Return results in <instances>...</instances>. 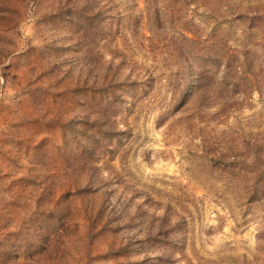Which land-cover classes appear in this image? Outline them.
Here are the masks:
<instances>
[{
  "label": "rangeland",
  "instance_id": "1",
  "mask_svg": "<svg viewBox=\"0 0 264 264\" xmlns=\"http://www.w3.org/2000/svg\"><path fill=\"white\" fill-rule=\"evenodd\" d=\"M0 264H264V0H0Z\"/></svg>",
  "mask_w": 264,
  "mask_h": 264
},
{
  "label": "trees",
  "instance_id": "2",
  "mask_svg": "<svg viewBox=\"0 0 264 264\" xmlns=\"http://www.w3.org/2000/svg\"><path fill=\"white\" fill-rule=\"evenodd\" d=\"M4 255V254H3ZM5 256V255H4Z\"/></svg>",
  "mask_w": 264,
  "mask_h": 264
}]
</instances>
